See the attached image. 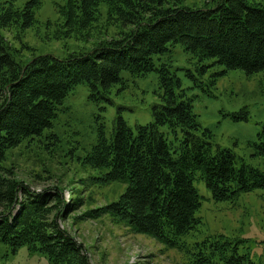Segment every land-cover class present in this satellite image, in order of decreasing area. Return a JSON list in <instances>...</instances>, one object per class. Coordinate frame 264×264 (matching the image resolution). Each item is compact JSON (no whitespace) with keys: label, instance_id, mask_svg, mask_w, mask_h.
<instances>
[{"label":"trees","instance_id":"trees-1","mask_svg":"<svg viewBox=\"0 0 264 264\" xmlns=\"http://www.w3.org/2000/svg\"><path fill=\"white\" fill-rule=\"evenodd\" d=\"M184 1L56 3L64 27L70 29L91 25L104 4L107 19L118 32L85 53L63 58L37 54L22 62L2 30L31 26L42 0H30L22 8L14 5L15 0H0V244L9 252L26 246L29 252L45 255L49 264H91L84 246L59 222L81 198L65 204L58 186L31 190L14 177L12 166L3 163L10 150L52 126L58 106L78 84H86L92 99L104 98L122 83V71L133 76L155 71L153 57L175 44L197 63L213 59L246 75L264 72L261 0H205L199 7ZM200 68L204 71L207 66ZM159 75L163 94L161 103L152 108L153 121L133 131L118 115L112 137L100 130L97 143L84 157L96 172L93 180L125 185L116 200L90 210L87 217L107 214L136 233L185 250L193 256V264H264L251 252L250 238L215 233L190 239L193 233H202V221L196 216L201 207L196 178L205 181L215 202H233L242 194L264 189V171L244 163L237 167L231 150L214 149L210 131L201 128L192 112V99L182 89L175 91L179 81L165 66ZM162 126L172 140L160 130ZM258 139L255 154L264 158V127Z\"/></svg>","mask_w":264,"mask_h":264},{"label":"rangeland","instance_id":"rangeland-1","mask_svg":"<svg viewBox=\"0 0 264 264\" xmlns=\"http://www.w3.org/2000/svg\"><path fill=\"white\" fill-rule=\"evenodd\" d=\"M29 1L15 0L14 5L22 8ZM204 1L185 0L184 3L199 7ZM56 3L64 4V0H42L34 23L24 30L18 26L2 30L4 37L18 50L22 62L37 54L63 58L85 53L118 32V27L107 19L104 4L91 25L70 29L64 27ZM259 3L264 5V0ZM19 30L20 36L17 35ZM153 63L156 70L144 76L122 71V83L98 100L89 96L86 84H78L58 106L52 126L41 136L25 140L10 150L3 162L6 167L12 166L14 177L31 190L58 186L63 190L65 204L81 198V203L59 222L84 246L91 264H193V256L185 250L136 233L129 225L115 222L107 214L97 218L86 215L116 200L125 185L93 180L96 172L90 169L84 157L97 143L100 130L107 138L112 137L118 115L133 131L138 125L153 121L152 108L162 101L159 75L162 66L179 81L180 86L175 87V91L182 89L192 99V112L201 128L210 131L214 149L231 150L237 167L244 163L264 171V158L255 154L254 147L264 127V72L246 75L241 69H226L213 63V59L197 63L180 44L155 55ZM200 65L207 68L201 71ZM243 112H247L246 119H240ZM160 130L168 140L173 139L166 126ZM194 186L201 199L196 216L202 221V233L195 232L190 239L202 240L205 235L215 233L250 238L253 240L251 252L264 260V189L242 194L233 202H215L203 179L196 178ZM0 264L49 263L45 255L29 252L26 246L12 253L0 244Z\"/></svg>","mask_w":264,"mask_h":264}]
</instances>
